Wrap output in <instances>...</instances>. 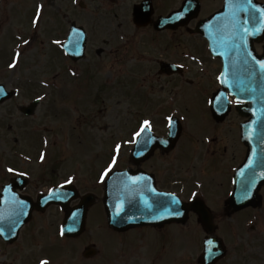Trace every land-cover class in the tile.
<instances>
[{
	"label": "flooded vegetation",
	"instance_id": "1",
	"mask_svg": "<svg viewBox=\"0 0 264 264\" xmlns=\"http://www.w3.org/2000/svg\"><path fill=\"white\" fill-rule=\"evenodd\" d=\"M67 1L69 5L67 3L65 7L58 8L64 13L63 19L60 15V21L69 22V27L75 24L83 28L88 35V45L95 47V51L85 52L80 64L73 66L84 65L80 69V78L85 77L93 88L97 82L92 69H95L96 75L110 71V79L114 70L116 77L120 78L106 81L107 85H118L120 88H123L121 83L137 85L149 92V97L138 102L135 114L138 120L151 121L152 137L146 150L138 153L135 165L129 163L123 170L131 168L139 175L147 174L154 180L157 191L175 195L187 205L196 202V206L188 208L191 214L186 226L172 223L125 232L110 227L104 209L93 210V213H103L101 226L117 234V237L136 234L137 238L130 244L121 242L112 249L104 250L89 235L79 248L70 251L71 257L66 261L62 256L63 239L79 240L87 231L85 228L76 238H64L61 230L68 212L50 208L45 211L34 209L32 213L19 215L0 213V229L3 230L0 231V264H41L45 260L48 264L149 263L154 254L147 253L150 244L154 246L158 236L165 239L175 227L182 235L192 222L204 234L206 229L202 227V220L194 213H212L216 234H219L223 224L233 235L240 237V232L244 231L251 241L257 239L264 246V186L254 204L247 208L239 209L238 204L231 205L229 202L235 192L237 172L248 152L241 135L242 124L246 121L239 113L243 105L227 93V97L212 104L214 95L221 88L223 66L219 59L211 55L207 41L196 33L202 22L223 10L224 0ZM256 1L264 6V0ZM180 11L183 15L176 17ZM58 32L62 34L63 28ZM254 48L260 61L264 54V41L254 43ZM169 64L176 67H169ZM55 67L59 68L56 62ZM54 84L48 89H62L63 84ZM78 94L80 98L83 93L78 91ZM254 97L252 95V100L246 104L252 109ZM169 117H172L171 126ZM171 132L172 138H169ZM179 132L174 145L173 139ZM154 138L169 139L159 146ZM22 175L26 180L17 183L15 189L36 204L40 196L47 193L46 185L41 181L42 174H38L36 179L28 172L17 174ZM10 176L1 184L0 194L4 186L16 177ZM86 189L88 194L93 191L92 186ZM100 189H94L97 203L100 202ZM223 216L230 217L234 223H225ZM24 217H28V222L14 238L12 232ZM148 232L154 233V238L148 237ZM166 240L169 243V237ZM142 248L146 249L144 257L141 255ZM247 252L253 253V249L243 250L244 254ZM237 260L242 264H251L252 258L240 257ZM150 264L156 262L152 260Z\"/></svg>",
	"mask_w": 264,
	"mask_h": 264
},
{
	"label": "rangeland",
	"instance_id": "2",
	"mask_svg": "<svg viewBox=\"0 0 264 264\" xmlns=\"http://www.w3.org/2000/svg\"><path fill=\"white\" fill-rule=\"evenodd\" d=\"M67 3V0H0V83L20 91L15 100L0 107V168L1 172H6V166L13 165L14 171L24 169L34 179L42 174L41 181L46 188L75 179V183L84 191L90 177L92 179L95 175L96 178L103 169L113 170L126 163L130 150L122 141L133 143L138 126L135 114L138 102L149 97V92L141 86L122 83L123 88L113 84L101 88L102 80L115 81L120 78L116 77L117 72L114 70L110 79V71L96 75L95 69H92L97 82L92 88L90 81H85V77L80 78L83 64L73 69V75H65L63 70L62 76L57 77L55 51L62 50L60 44L58 47L54 42H65L69 31V22L60 21V15L63 19L64 13L58 8L65 7ZM41 5L40 19L34 23ZM62 28L63 33L60 34L58 31ZM87 51H95V47L88 45ZM17 53H20L19 57ZM53 58L55 62L52 65ZM102 58H105L104 54ZM61 61L64 66H69L65 59ZM13 63H16V67H10ZM54 82L64 86L62 89H48L56 85ZM78 91L83 93L80 98ZM37 97L43 100L36 115L25 118L18 108ZM155 97L158 98L157 95ZM92 112L94 116L91 117ZM117 145L120 146L119 152ZM114 148L116 164H112ZM6 162L14 163L4 165ZM95 178L93 182L98 183ZM96 209H101V206L88 213L87 231L83 237L75 241H63L64 261L70 257L69 251L79 248L89 235L104 250L112 249L121 242L130 244L137 238L136 234L117 237L108 228H103V213H93ZM223 221L234 223L229 218ZM188 229H194L196 233L181 235L175 227L167 236L169 243L167 237L164 239L162 236L155 238L154 246L149 243L148 255L153 251L155 253L150 262L155 259L156 264H161L162 259L156 257H163L162 264H198L197 259L202 252V230L197 225L194 227L192 222ZM240 233V237L233 235L222 224L221 235L225 237L229 248L228 259L223 264H242L237 260L240 257L252 258L251 264H264V246L257 239L251 241L244 231ZM195 234L199 235V242ZM147 235L154 238L152 232ZM259 246L263 249H255ZM243 247L248 250L252 248L253 253H238L237 250ZM142 262L145 264L147 261Z\"/></svg>",
	"mask_w": 264,
	"mask_h": 264
},
{
	"label": "water",
	"instance_id": "3",
	"mask_svg": "<svg viewBox=\"0 0 264 264\" xmlns=\"http://www.w3.org/2000/svg\"><path fill=\"white\" fill-rule=\"evenodd\" d=\"M237 3L242 4V2L237 0H232L233 6H235ZM245 6L247 7V4L245 3ZM244 6V7H245ZM218 23L217 17L213 18L209 22L206 23V37L209 39L211 44V50L216 55H223L220 54L219 51H235L239 54V56L242 54L240 51H253L252 44L247 38L246 43L240 42L237 36H234V30H232V38H230L228 43L221 44L220 42V33H218L216 29V24ZM209 26H212L214 30H210ZM226 33V32H223ZM84 39V38H83ZM84 40L80 41V44L78 46L79 51L80 48H84L83 46ZM83 45V46H82ZM73 49L75 47H72ZM225 58V56H223ZM227 69L229 70L228 74H231L232 72V66L231 64L227 65ZM245 72L244 70H240ZM264 81V80H262ZM248 79L246 78L244 80V83H247ZM3 88V87H1ZM231 90V87H229ZM4 89V88H3ZM249 91L247 87L244 85H240L238 88V95L242 96V98H245V94ZM2 96L3 99L7 98L6 96H9L8 94H5L3 92ZM247 127L245 129V132L247 131ZM257 133L254 137H249L251 140V148L252 152L250 154L249 159L247 160V163L243 169L244 173L246 174V178L249 182V184H258L260 187L264 183V143L261 141H255L252 143V140L255 139H262L264 135V126L260 125L256 128ZM248 136V134L246 133ZM258 176V177H257ZM107 184H111V190L112 195L110 192V189L107 188V197H106V204L108 206V209H112L113 212L111 214V224L115 228H128L133 226H139L143 224H157L161 222H171V221H178V222H185L186 218L188 216V213H182L180 215H173L171 213L173 212H179L180 203H173V199H167V200H147L143 196L137 195L136 190V183H133V178H122L121 173L115 172L113 173ZM65 188L61 190L54 191V195H49L45 199V201L42 203L43 208L45 206H48L52 203H61L64 207L68 206V201L62 200L60 196L63 195H71L73 192L64 190ZM2 205L5 203V201H2ZM15 202L18 204L17 209L21 208L23 211L26 210L28 207L26 206L25 201L21 200H15ZM23 202V203H20ZM92 200L88 199L87 202L83 204V208L87 209L88 204H91ZM183 209V208H182ZM180 213V212H179ZM68 234L69 231H67ZM221 256V255H219ZM210 257V256H208ZM203 259L205 260L206 257L203 256Z\"/></svg>",
	"mask_w": 264,
	"mask_h": 264
},
{
	"label": "snow or ice",
	"instance_id": "4",
	"mask_svg": "<svg viewBox=\"0 0 264 264\" xmlns=\"http://www.w3.org/2000/svg\"><path fill=\"white\" fill-rule=\"evenodd\" d=\"M246 4H247V8L244 7V5L242 4H239L237 3L235 6L232 5V0H229V5H230V8H232V11L230 12V17H231V27L232 29L234 30V36H237L238 39L240 40V42L242 43H246L247 42V36L250 34L249 33V28L245 25V24H242L240 22V18L239 16L237 15L238 12L240 11H248L249 8H252L253 7V4H252V0H246ZM43 9V5L39 6L38 10H37V16H36V20H34V23L38 22L39 19H40V12L42 11ZM262 12V17L261 18H258L257 22L260 23V24H264V10H261ZM249 19H252V17L250 16ZM260 29L259 28H255L254 31L251 33V34H255L256 32H258ZM25 43H28V41H25ZM56 43H60V41H56ZM79 44V41L76 40V41H73V45L74 46H78ZM17 57H19L20 53H17L16 54ZM259 66H260V69L264 70V61H259ZM10 67H16V63H13L10 65ZM4 92V89L3 88H0V93H3ZM169 120V125L171 126V122H172V117H169L168 118ZM151 121L149 120H145L143 121L141 127H140V130L137 131L135 133V136L136 137H140L146 130H149L151 129ZM119 148L120 146L117 145V152H119ZM41 159L43 160L44 157L43 155L41 156ZM113 164H115V160H113ZM111 169H108L105 171L104 175L101 177V179L103 180L104 176H107L108 175V171H110ZM9 171H14V169H9ZM72 181L71 180H68L66 181V183H71ZM137 180L136 178H133V183H136ZM49 195H54V193H49ZM245 195H247V189L245 190ZM20 203H23V202H20ZM173 203H177V201H173ZM19 214H23V211L22 209L18 212V215ZM173 215H180L182 213H179V212H173L171 213ZM0 231H3L2 229H0ZM63 230H61V235H63ZM207 244H212V241H208ZM208 251L210 252L211 249H208ZM41 264H48V261H41Z\"/></svg>",
	"mask_w": 264,
	"mask_h": 264
},
{
	"label": "bare ground",
	"instance_id": "5",
	"mask_svg": "<svg viewBox=\"0 0 264 264\" xmlns=\"http://www.w3.org/2000/svg\"><path fill=\"white\" fill-rule=\"evenodd\" d=\"M249 83L252 84V81H250Z\"/></svg>",
	"mask_w": 264,
	"mask_h": 264
}]
</instances>
